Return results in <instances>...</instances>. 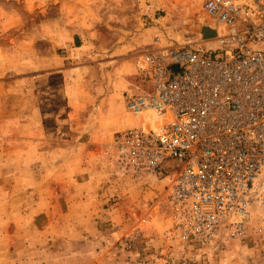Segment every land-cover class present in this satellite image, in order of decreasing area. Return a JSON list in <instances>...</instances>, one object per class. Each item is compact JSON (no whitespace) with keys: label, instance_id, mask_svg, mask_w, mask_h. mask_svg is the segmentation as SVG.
<instances>
[{"label":"rangeland","instance_id":"rangeland-1","mask_svg":"<svg viewBox=\"0 0 264 264\" xmlns=\"http://www.w3.org/2000/svg\"><path fill=\"white\" fill-rule=\"evenodd\" d=\"M213 36L201 0H0V264H264L258 210L239 239L182 242L169 232L171 174L115 164V136L140 118L125 98L148 87L118 67L158 45L211 51Z\"/></svg>","mask_w":264,"mask_h":264},{"label":"built area","instance_id":"built-area-1","mask_svg":"<svg viewBox=\"0 0 264 264\" xmlns=\"http://www.w3.org/2000/svg\"><path fill=\"white\" fill-rule=\"evenodd\" d=\"M201 9L216 48L146 52L139 72L149 89L127 95L125 107L156 129H127L113 147L120 175L171 174L169 232L206 248L244 236L254 210L264 216V0H201Z\"/></svg>","mask_w":264,"mask_h":264},{"label":"crops","instance_id":"crops-1","mask_svg":"<svg viewBox=\"0 0 264 264\" xmlns=\"http://www.w3.org/2000/svg\"><path fill=\"white\" fill-rule=\"evenodd\" d=\"M207 29H209V28H207ZM209 31H210V29H209ZM211 34H213V32H211ZM71 43H72V39H70V38H64L63 40H62V38H57V44L58 45H61V47H65V48H67L66 49V51L69 53V51L71 50ZM69 50V51H68ZM121 52V51H120ZM116 53H118V52H116ZM67 57H70L69 56V54L67 55ZM58 58V57H57ZM57 58H55V60H54V62L53 63H55V64H53L52 66L53 67H55V65L57 64L56 63V61H59V60H57ZM115 59H125L124 58V54L123 55H119V56H117V57H114ZM140 62H141V60L139 59L138 60V62L136 63V65L134 66V64L132 65V66H125V65H128L127 63H122L118 68H119V71L123 74L124 72H126V71H128V73L129 72H131L132 73V75L134 74V75H139V76H141L142 77V75H141V73L139 72V66H140ZM117 78H120L121 79V77L120 76H116ZM126 78V77H125ZM126 80H127V78H126ZM116 81H117V79H116ZM148 84V83H147ZM134 88H133V90H131V91H137L136 93H129L130 95H132V94H138V93H140V92H142L143 90H139L138 89V87H136V86H133ZM147 89H149V84H148V87H147ZM129 94H127V95H129ZM129 122H130V125H133V126H138V127H140V128H142V129H145V130H155L156 129V122L155 121H152V120H150V118H148V117H140V118H134V119H129L128 120ZM121 125L122 124H117V129H120L121 128ZM61 136H63L62 134H61ZM55 138H57V139H59V140H61V141H63L62 140V138L61 137H58V136H54ZM79 146L77 145V147L76 148H78ZM75 148V147H74ZM74 148H68V149H66V150H63V151H66V153H68V152H74V151H77L78 150V152H80V151H82V154H83V156L84 157H89V156H91V154H92V150H89V148L88 147H86L85 145L83 146V149H80V147L76 150V149H74ZM80 149V150H79ZM61 150V149H60ZM54 152H55V150H52V153L54 154ZM81 154V155H82ZM75 155H76V153H75ZM80 155V156H81ZM85 166V165H84ZM79 168H78V170H76V173H79V172H81V174H80V176H79V179H78V182L80 183V185H83L84 183H85V181H86V179H87V176H88V174H91V169H89V168H87V166H85V167H83V165H80V166H78ZM79 170H81V171H79ZM46 171V170H45ZM75 171V170H74ZM97 172V171H96ZM75 178H77V176L75 175Z\"/></svg>","mask_w":264,"mask_h":264},{"label":"bare ground","instance_id":"bare-ground-1","mask_svg":"<svg viewBox=\"0 0 264 264\" xmlns=\"http://www.w3.org/2000/svg\"><path fill=\"white\" fill-rule=\"evenodd\" d=\"M207 22V21H206ZM209 23V22H208ZM213 31H214V36H213V38H215L216 37V29L214 28V24H213Z\"/></svg>","mask_w":264,"mask_h":264}]
</instances>
